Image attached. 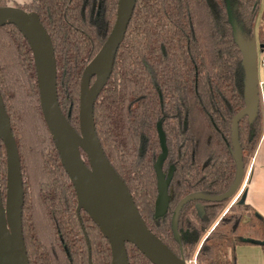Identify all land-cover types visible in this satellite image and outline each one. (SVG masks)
I'll list each match as a JSON object with an SVG mask.
<instances>
[{
  "label": "trees",
  "instance_id": "1",
  "mask_svg": "<svg viewBox=\"0 0 264 264\" xmlns=\"http://www.w3.org/2000/svg\"><path fill=\"white\" fill-rule=\"evenodd\" d=\"M117 1L13 3L36 11L48 31L59 106L77 131L81 74L113 26ZM8 2L0 0V6ZM256 3L259 0H136L111 74L94 102L95 131L103 152L150 230L186 261L195 244L187 234L200 235L228 199L194 198L177 209L178 204L192 193L225 192L236 171L230 127L232 116L243 107L236 75L243 79L244 73L234 31L221 35L218 30L223 15L228 19L234 7L257 9ZM94 10L102 13L104 34L93 19ZM260 20L263 25L255 34L245 36L258 50L264 49V0ZM0 92L21 162L22 234L29 264H112L110 242L82 208L77 211L75 190L41 113L31 49L13 24L0 26ZM263 125L261 110L252 120L239 121L245 167ZM181 131L192 143L184 148L183 160L172 161V202L157 215L154 164L161 153L160 139L168 155L177 153ZM0 185L4 197L2 173ZM197 202L204 208L202 215ZM263 241L264 217L238 198L203 238L197 263L235 264L236 246ZM124 246L127 264H152L134 244Z\"/></svg>",
  "mask_w": 264,
  "mask_h": 264
},
{
  "label": "water",
  "instance_id": "2",
  "mask_svg": "<svg viewBox=\"0 0 264 264\" xmlns=\"http://www.w3.org/2000/svg\"><path fill=\"white\" fill-rule=\"evenodd\" d=\"M135 4L136 0L117 1L113 26L97 53L82 71L79 82L78 131L69 123L59 106L54 48L37 12L26 11L13 5L0 6V26L13 24L29 44L39 86L41 113L60 162L75 190L77 211L82 208L110 242L112 264H127L125 242L134 244L152 264H188L147 226L128 186L103 152L95 131L94 102L111 74L116 51L124 38ZM234 37L244 73L243 107L232 116L230 127L232 155L236 164L235 177L225 192L216 195L192 193L179 203L177 209L184 202L194 198L206 201L230 199L236 194L246 175L239 142V121L244 117L252 120L260 110L257 81L258 48L254 41L246 39L239 31L234 32ZM160 140L161 153L154 164L158 210L160 207L165 209L167 203V183L162 173L167 149L163 137ZM1 146L5 153L6 172L4 197L0 185V264H29L22 234L24 192L20 157L0 92V149ZM238 195L239 192L235 198ZM239 197L243 201L245 191ZM195 207L198 213L202 214L201 203L197 202ZM117 241L121 244L120 250ZM115 252H118L117 257Z\"/></svg>",
  "mask_w": 264,
  "mask_h": 264
},
{
  "label": "rangeland",
  "instance_id": "3",
  "mask_svg": "<svg viewBox=\"0 0 264 264\" xmlns=\"http://www.w3.org/2000/svg\"><path fill=\"white\" fill-rule=\"evenodd\" d=\"M25 2L29 3L30 0H9L8 5H13V3H25ZM259 2H260L259 4H257L258 2L256 3L258 5L257 9L255 6H253V8L250 10V9L246 8L245 5H240L238 7H234V9L232 10V14L229 13L228 19H226V17L223 15V19H221V28H219L220 30H218L221 33V35L226 33L227 29H232L235 33H237L239 31V33L244 37L247 35H250V33L255 34L259 25L260 24L263 25L262 21L260 20V10L262 9V0H259ZM94 12H95V14L93 15V19H94L95 23L98 25V27H100L101 34L102 33L104 34L106 32V25L104 24V21L102 19V13H100V10H94ZM243 80H244V78L242 79L241 75H236V84H237L239 91H243ZM263 131H264V125H263ZM181 133L183 134V140H182L183 143L179 142V144H178L179 151L177 153H171L170 152L169 155L166 156L164 161H163V163H165V164H163L165 167L164 170H166V168H167V170L170 171L169 174L171 173L172 166H173V165H169V164H172V161H174V159L176 160V158L178 156L180 157L181 160H183L182 154H184L183 153L185 151L184 148L186 146H188L189 143H192V141L191 142L188 141L189 135L187 133H186V135L183 131H181ZM166 149H167V146H166ZM0 156H1L2 160L4 159V166L3 167H2V164H3L2 160L0 161V173L4 174V177H5L6 164H5L4 150H1ZM248 161H249V159H248ZM249 163L245 167V171L247 173H248V167L251 165V161ZM244 182H245V178L243 179V182L241 183V186L238 188L235 195H237L239 192L238 196H240V194L244 191V188H245ZM235 195L228 200V203H226L224 205L222 210L225 209L229 205V203H231V201L236 199ZM164 212H165V209H163V207H160L157 215H161V214L163 215ZM217 216L215 218H213V221L210 224H207L202 229V233L200 235L197 236V234L193 231H190L187 234V236H189L191 240H195L194 248L190 251V256L187 257V262H189V260H192V262H191L192 264L194 263L193 261H195V264H198L197 259H196V252H197V250H198V248L202 242V239L204 238V235L207 234V232L209 231V228L213 225V223L218 218L220 219V217H221L219 215V217L217 218ZM182 234H184L183 231L181 232V235Z\"/></svg>",
  "mask_w": 264,
  "mask_h": 264
},
{
  "label": "crops",
  "instance_id": "4",
  "mask_svg": "<svg viewBox=\"0 0 264 264\" xmlns=\"http://www.w3.org/2000/svg\"><path fill=\"white\" fill-rule=\"evenodd\" d=\"M257 81L260 110L264 114V49H257ZM264 120V116H263ZM252 159V160H251ZM248 173L245 175V202L264 217V134H260L249 157ZM247 163V164H248ZM250 164V163H249ZM245 169V166H244ZM235 264H264V244H245L235 247Z\"/></svg>",
  "mask_w": 264,
  "mask_h": 264
},
{
  "label": "flooded vegetation",
  "instance_id": "5",
  "mask_svg": "<svg viewBox=\"0 0 264 264\" xmlns=\"http://www.w3.org/2000/svg\"><path fill=\"white\" fill-rule=\"evenodd\" d=\"M166 156H168V149H167V155ZM180 159V157L178 156L177 158H176V160H179ZM163 164H165V163H163ZM162 164V173H163V177H164V180L166 181V183H167V203H166V207H165V210H166V208L168 209L169 208V206L171 205V202H172V198H173V195H172V191H171V187H172V171H173V168H172V171H171V173L169 174V170H167V168H166V170H164V165ZM169 165H173V163L172 164H169ZM164 170V171H163ZM238 198H240L239 196L238 197H236V199L235 200H233V201H231V203H229V205L225 208V209H221L215 216H214V218L217 216V218L219 217V215L220 216H222L224 213H226L227 212V210H228V208H229V206L232 204V203H234V201H236ZM184 199V198H183ZM182 199V200H183ZM181 200V201H182ZM229 200V199H228ZM228 203V202H227ZM179 205V204H178ZM196 205V204H195ZM202 205V204H201ZM196 208V207H195ZM197 210V209H196ZM202 210H203V212H202V214H204V208H203V206H202ZM177 212V209H176V211H175V213ZM198 212V211H197ZM202 214H200V215H202ZM216 218V219H217ZM213 221V218H212V220L208 223V224H210L211 222Z\"/></svg>",
  "mask_w": 264,
  "mask_h": 264
},
{
  "label": "bare ground",
  "instance_id": "6",
  "mask_svg": "<svg viewBox=\"0 0 264 264\" xmlns=\"http://www.w3.org/2000/svg\"><path fill=\"white\" fill-rule=\"evenodd\" d=\"M117 244H118V247H119V250H120V242L119 241H117ZM119 250H118V252H119ZM118 252H115V257H117V255H118Z\"/></svg>",
  "mask_w": 264,
  "mask_h": 264
},
{
  "label": "built area",
  "instance_id": "7",
  "mask_svg": "<svg viewBox=\"0 0 264 264\" xmlns=\"http://www.w3.org/2000/svg\"><path fill=\"white\" fill-rule=\"evenodd\" d=\"M191 262H192V260H189L188 264H192ZM193 262H194L193 264H195V261H193Z\"/></svg>",
  "mask_w": 264,
  "mask_h": 264
}]
</instances>
